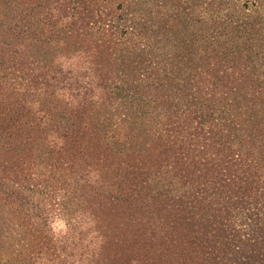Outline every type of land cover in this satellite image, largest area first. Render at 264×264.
Masks as SVG:
<instances>
[{
  "label": "trees",
  "instance_id": "obj_1",
  "mask_svg": "<svg viewBox=\"0 0 264 264\" xmlns=\"http://www.w3.org/2000/svg\"><path fill=\"white\" fill-rule=\"evenodd\" d=\"M0 264H264V0H0Z\"/></svg>",
  "mask_w": 264,
  "mask_h": 264
},
{
  "label": "rangeland",
  "instance_id": "obj_2",
  "mask_svg": "<svg viewBox=\"0 0 264 264\" xmlns=\"http://www.w3.org/2000/svg\"><path fill=\"white\" fill-rule=\"evenodd\" d=\"M51 228L55 234H62L65 231V221L62 218H55L51 222Z\"/></svg>",
  "mask_w": 264,
  "mask_h": 264
}]
</instances>
